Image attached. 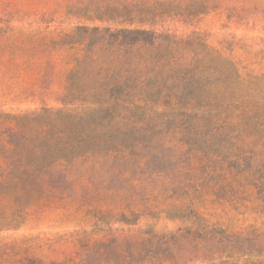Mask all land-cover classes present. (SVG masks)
<instances>
[{
    "label": "trees",
    "instance_id": "obj_1",
    "mask_svg": "<svg viewBox=\"0 0 264 264\" xmlns=\"http://www.w3.org/2000/svg\"><path fill=\"white\" fill-rule=\"evenodd\" d=\"M165 2L65 0L77 24L58 33L12 24L20 10L0 7V106L44 88L55 57L70 64L62 106L0 108V232L75 205L77 190L141 172L144 150L158 151L161 136L165 146H190L191 170L204 173L208 196L261 223L200 224L192 196L191 225L119 236L113 224L154 217V208L94 207V231L14 237L5 243L9 264H264V72H243L224 39L216 46L199 31L172 32ZM174 204L175 214L158 211L174 218ZM198 234L204 246L180 254L176 240Z\"/></svg>",
    "mask_w": 264,
    "mask_h": 264
},
{
    "label": "rangeland",
    "instance_id": "obj_2",
    "mask_svg": "<svg viewBox=\"0 0 264 264\" xmlns=\"http://www.w3.org/2000/svg\"><path fill=\"white\" fill-rule=\"evenodd\" d=\"M4 6L10 10H20L19 16L11 21L15 25L39 27L58 33L70 31L77 24V18L65 14V0H0V7ZM162 8L170 14L164 26L172 32L199 31L207 34L211 44L216 46H221L220 40L224 39L233 47V56L243 72H264V0H166ZM186 16H191V19L187 21ZM54 60L53 71L44 88L16 100L2 101L0 108L19 110L62 106L59 99L70 64L59 56ZM166 120L170 129L175 121L172 118ZM167 123H163L161 129H165ZM147 127L151 129L149 125ZM154 146L158 151L144 150L146 158L145 165L140 167L141 172L138 168L131 169L125 178L110 184L102 183L95 188L77 190L72 196L75 205H60L41 214H32L24 227L0 232V264L10 263L11 255L5 243L14 237L26 235L45 238L82 230L94 231L95 221L88 209L94 207L114 211H122L126 206L137 208L138 205L144 211H148L144 209L148 206L154 208L151 211L154 217H143L136 224H113V232L119 236L139 234L147 227L162 234L191 225L195 221L189 210L192 196L198 198L197 207L204 219L200 224L239 230L249 224L261 223L258 216L237 212L227 203L206 194V183L202 181L204 173L191 170L190 146L180 150L165 146L162 136ZM224 191L228 198L238 196L227 187H224ZM174 203L180 204L181 208V214L176 217L166 218L164 213L158 211L161 209L175 214L178 211L171 206ZM203 240L204 237L198 234L189 239L176 240V244L180 254L190 256L204 246Z\"/></svg>",
    "mask_w": 264,
    "mask_h": 264
}]
</instances>
